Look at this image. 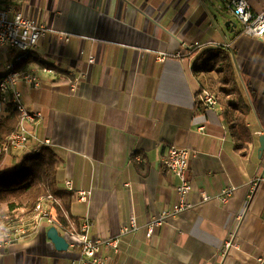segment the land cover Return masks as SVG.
<instances>
[{"label": "crops", "instance_id": "0c3cea01", "mask_svg": "<svg viewBox=\"0 0 264 264\" xmlns=\"http://www.w3.org/2000/svg\"><path fill=\"white\" fill-rule=\"evenodd\" d=\"M10 1L49 28L37 50L18 64L35 71L42 85L21 82L19 88L27 106L43 114L37 135L50 138L59 157L58 185L69 209L63 197L56 196V203L70 227L89 218L91 235L118 237L117 252H102L108 264H258L264 254V37L226 25L234 12L219 0ZM249 1L254 11H264V0ZM196 41L194 49L185 46ZM217 48L232 56L250 109L247 155L230 132L237 109L219 98L210 109L198 101L200 88L215 86L218 74L195 73L194 63ZM13 52L0 50V69ZM86 71L78 89L69 91ZM172 145L193 153L187 172L192 206L154 225L179 200V180L163 162ZM19 155L6 159L7 168L17 167ZM253 179L258 185L249 199ZM67 180L75 189L93 187L91 199L79 200ZM47 207L54 215L53 203ZM48 229L2 244L0 264H93L79 248L58 250ZM233 232L237 247L221 259L218 250Z\"/></svg>", "mask_w": 264, "mask_h": 264}, {"label": "built area", "instance_id": "2783aa9c", "mask_svg": "<svg viewBox=\"0 0 264 264\" xmlns=\"http://www.w3.org/2000/svg\"><path fill=\"white\" fill-rule=\"evenodd\" d=\"M222 6L231 9L236 17L242 22V33L247 36L264 37V11L256 12L253 10L249 0H220ZM48 26L39 22L33 16L25 13L18 5L10 1L8 4L0 6V50L5 48L13 50L11 59L8 60L5 69H0V116L10 113L11 108L15 109L19 115L18 127L8 136L7 141L0 143V156L7 157L16 150L30 152L38 146H50L52 141L50 138H40L36 133V127L42 121L43 114L39 108H30L24 101L23 91L19 88L21 82L31 85L33 88H39L42 85L40 76L35 71H30L19 67L20 62L26 60L34 51L37 50L39 42L48 32ZM191 49L199 46V42L187 45ZM96 56L89 58V63L96 62ZM47 72H52L50 67H44ZM88 72H81L71 81L69 91L75 92L81 79L88 76ZM199 104L203 108H215L218 104L216 94L210 87H201L198 93ZM191 149L172 145L168 154L163 159L166 167L172 174L178 178L177 191L179 194L178 203L173 210L164 209L159 217L156 218L154 225L161 224L167 217L172 214L182 212L192 206L189 200V195L192 190L191 179L188 177V169L190 167V159L192 157ZM258 179V178H257ZM257 179H253L250 183L251 199L258 185ZM68 189L75 192L76 197L84 202H88L93 194V187L88 189H75L72 180H67ZM126 186H130L126 184ZM226 189L223 201H227L228 196L234 191ZM205 200L210 198L205 195ZM58 198L54 195L41 197L36 206L33 217L27 221L22 220L15 225H10L4 228L0 234V246L2 244H11L18 239L32 235L38 229L44 226H56L54 215L49 211L47 202H56ZM241 218V215L237 217ZM151 225L149 235L153 232ZM57 227V226H56ZM92 222L86 218L79 228L73 226L65 230V237L69 242V246L79 248L81 254L86 261H91L93 264H108L107 259L103 255V250L106 248L114 251L119 250L120 239L118 237L101 239L91 235ZM134 228V227H133ZM130 229L124 228V232ZM235 232L227 237L218 250V255L221 259L227 257L232 248L237 247L234 241ZM258 264H264V254L257 257Z\"/></svg>", "mask_w": 264, "mask_h": 264}, {"label": "trees", "instance_id": "16d2710c", "mask_svg": "<svg viewBox=\"0 0 264 264\" xmlns=\"http://www.w3.org/2000/svg\"><path fill=\"white\" fill-rule=\"evenodd\" d=\"M10 0H2L0 6ZM195 73L216 71L218 76L215 86L209 85L220 101L237 109L236 117L230 122V132L236 141L237 149L247 155L253 142V134L248 127L249 106L239 88L232 56L223 48L203 52L193 66ZM219 101V102H220ZM0 116V143L6 142L8 136L18 127L20 119L16 110ZM2 156H0L1 166ZM59 157L50 146H38L25 154L16 168L0 167V205L7 206V214L16 218L15 225L22 220L29 221L35 212L41 197L54 195L64 198L68 210L67 195L59 187ZM54 217L59 228L67 230L70 222L60 204L53 202Z\"/></svg>", "mask_w": 264, "mask_h": 264}, {"label": "rangeland", "instance_id": "374dc122", "mask_svg": "<svg viewBox=\"0 0 264 264\" xmlns=\"http://www.w3.org/2000/svg\"><path fill=\"white\" fill-rule=\"evenodd\" d=\"M218 4H222V2L219 0V3ZM230 16H232L233 20L238 24V28L243 30L242 22L236 17V15L233 14V13H230ZM6 52L8 53L9 51L6 50ZM2 57H3V54L0 53V61H3ZM13 153L20 154L19 157H20V161H21V159H23V157L25 156V154H27L28 152L24 153L23 150H16ZM9 156L2 158V160H1V166H0L1 169H6L7 168V166H6V164H7L6 163L7 162L6 159ZM15 219L16 218H12V217L9 216V214H7V206L5 204L0 205V234L2 233V231L4 230L5 227H7L9 224H11L10 222H15Z\"/></svg>", "mask_w": 264, "mask_h": 264}, {"label": "water", "instance_id": "95a60500", "mask_svg": "<svg viewBox=\"0 0 264 264\" xmlns=\"http://www.w3.org/2000/svg\"><path fill=\"white\" fill-rule=\"evenodd\" d=\"M229 23H233L235 26L237 23L233 19L228 21L226 25ZM260 156L264 153V134L260 136V147H259ZM48 238L55 244L58 250H67L69 248V242L67 241L66 237L61 235L59 229L56 226H51L47 230Z\"/></svg>", "mask_w": 264, "mask_h": 264}]
</instances>
